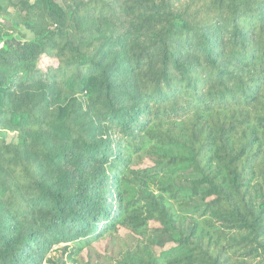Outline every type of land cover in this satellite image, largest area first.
I'll return each instance as SVG.
<instances>
[{
  "label": "trees",
  "instance_id": "1",
  "mask_svg": "<svg viewBox=\"0 0 264 264\" xmlns=\"http://www.w3.org/2000/svg\"><path fill=\"white\" fill-rule=\"evenodd\" d=\"M43 262L264 264V0H0V264Z\"/></svg>",
  "mask_w": 264,
  "mask_h": 264
},
{
  "label": "rangeland",
  "instance_id": "2",
  "mask_svg": "<svg viewBox=\"0 0 264 264\" xmlns=\"http://www.w3.org/2000/svg\"><path fill=\"white\" fill-rule=\"evenodd\" d=\"M13 136L11 135L9 139H11ZM42 264H47L46 262H43Z\"/></svg>",
  "mask_w": 264,
  "mask_h": 264
}]
</instances>
